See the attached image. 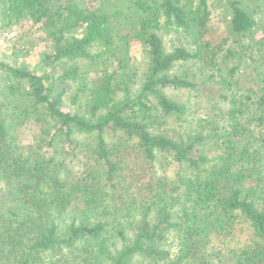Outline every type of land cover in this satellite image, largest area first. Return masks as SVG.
<instances>
[{
    "label": "trees",
    "instance_id": "16d2710c",
    "mask_svg": "<svg viewBox=\"0 0 264 264\" xmlns=\"http://www.w3.org/2000/svg\"><path fill=\"white\" fill-rule=\"evenodd\" d=\"M210 1L101 0L87 7L80 0H0L10 20L42 29L50 48L42 60L47 67L85 60L101 74L90 86L76 67L59 82L47 72L0 61V71L19 86L29 84L21 97L32 102L12 109L0 100V264H211L207 245L213 238H234L242 224L249 226L251 243L234 253L235 264H264V89L257 99L221 94L204 120L167 93L198 89L191 74H170L180 63L199 64L213 71L221 91L232 89L236 70L227 75L222 68L232 53L224 55L208 37ZM226 4L232 32H252L257 22L243 1ZM161 32H174L182 46L168 52ZM132 43L147 58L135 91ZM69 79L82 83L87 116L63 107L73 88ZM18 87L10 88L13 95ZM32 107L43 110L55 128L26 149L12 123L32 115L41 120ZM173 120L188 125L170 130ZM77 133L93 144H79ZM108 134L117 136L115 143L107 142ZM58 140L65 142L66 155L83 154L84 170L76 173L56 161ZM214 148L220 154L211 158L208 149ZM132 153L149 165L173 162L186 173L177 176L171 194L132 199L130 221L123 223L117 204L130 197L133 185L120 180ZM177 240L179 247L172 248Z\"/></svg>",
    "mask_w": 264,
    "mask_h": 264
},
{
    "label": "rangeland",
    "instance_id": "374dc122",
    "mask_svg": "<svg viewBox=\"0 0 264 264\" xmlns=\"http://www.w3.org/2000/svg\"><path fill=\"white\" fill-rule=\"evenodd\" d=\"M81 3H85L87 7H94L97 4H101V0H80ZM118 1V0H115ZM244 6L254 16L257 26L250 33L237 35L231 30V12L227 7V0H211V17L208 25V37L215 45H220L227 53H232L222 63L224 73L228 75L231 69H235L236 73L233 76L232 89L227 91H221L222 84L219 83L218 78H213V71L202 70L201 65L196 63H180L177 64L171 71V75H182L187 72L194 76L195 82L198 84V89L194 91H174L168 90L167 93L176 101L187 104L191 109V115L198 120H204L211 112L214 102L219 100L221 94H235L237 96L247 94L254 99L262 96L264 84L260 81V78H264V0H241ZM107 7L112 9V5L106 2ZM122 5V4H120ZM79 35L82 34V30H79ZM164 39V43L168 52H172L174 48L179 45L182 46L180 38L174 32H161ZM45 35L39 26L33 25L29 20L16 19L10 20L5 13V7L0 2V61L13 68H27L36 74H43L47 72L54 80L61 81L64 71L68 68L76 67L81 74H85L88 84L91 86L94 83H98L101 77L99 69L92 65L89 61L77 60L68 62L66 65L56 64L53 67H47L43 62V57L50 51L49 45L45 41ZM131 57L133 64L137 71V77L135 78L136 84L133 86L134 91L138 90L143 82V75L146 71L147 58L144 48L137 43H132ZM72 85V90L67 93L64 100V109L73 111L82 116H87L86 110V98L84 93L80 90L83 88L82 83L69 79ZM87 84V85H88ZM12 86L18 87L19 82L12 78L6 71H0V100L9 102L12 109L20 105L19 107L26 108L32 106V102L28 99H23L21 94L29 90V84L23 83L18 88V92L13 95L10 91ZM123 95V94H121ZM120 95V96H121ZM77 100H74V98ZM227 107V105H224ZM31 108V107H30ZM33 108V107H32ZM35 115L39 116L41 120H37L33 115L30 118L21 117L15 119L12 123V133L19 140L20 146L33 147L36 144H40L44 138L42 135L45 130L51 128L54 132L55 123L43 114V110L36 111L33 108ZM32 110V112H33ZM180 123L184 124V127L188 125L187 122H178L177 120L171 121L170 130L177 127ZM42 138V139H41ZM79 144H93V139L84 134L77 133L73 136ZM117 136L108 134L106 136L107 142L115 143ZM136 141V140H135ZM131 145H135L134 142ZM43 151H45V145ZM59 154L56 157V161L64 162L69 170L80 173L84 170V164L86 159L83 158V154L78 155H66V144L62 140L56 142ZM133 157H129L125 160V171L122 173L120 181L131 183L133 187L129 192V196L125 201H118V209L122 211L118 212V218L123 223L130 221L128 218V206L129 202L140 201L145 199L146 196L159 193L166 196L176 190V181L180 172L186 173L184 168H181L173 162L160 159L153 165L143 162L138 159L135 153H132ZM220 154L217 148L208 149V155L211 158ZM119 181V180H118ZM151 184V185H150ZM133 199V200H132ZM116 205L115 202L111 203ZM111 205V206H112ZM115 208L113 207V210ZM135 212H140L142 207H138ZM139 213L136 214L137 220L141 218ZM74 216V214H72ZM76 215V214H75ZM85 217L83 215L79 216ZM86 218V217H85ZM67 222L71 221V217L65 216ZM81 220V219H80ZM129 232H131L129 230ZM250 229L247 224L238 226L236 230V236L228 237L226 239L213 238V241L207 245V249L204 254L211 264H235L234 253L239 254V250L248 242L250 238ZM172 241H170L171 243ZM179 241L172 243V248L179 247ZM134 264V263H133ZM135 264H140L139 261H135Z\"/></svg>",
    "mask_w": 264,
    "mask_h": 264
}]
</instances>
